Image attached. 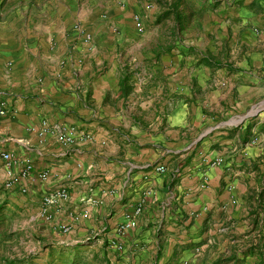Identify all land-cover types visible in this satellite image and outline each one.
Wrapping results in <instances>:
<instances>
[{
    "label": "crops",
    "instance_id": "1",
    "mask_svg": "<svg viewBox=\"0 0 264 264\" xmlns=\"http://www.w3.org/2000/svg\"><path fill=\"white\" fill-rule=\"evenodd\" d=\"M188 15L200 19L193 61L151 42L164 20L173 34ZM0 101L14 110L0 117V147L14 171L31 163L26 194L2 188L7 206L64 186L66 200L47 210L69 223L68 241L113 249L133 216L117 237L120 264H256L264 0H0ZM42 122L92 139L60 144Z\"/></svg>",
    "mask_w": 264,
    "mask_h": 264
},
{
    "label": "rangeland",
    "instance_id": "2",
    "mask_svg": "<svg viewBox=\"0 0 264 264\" xmlns=\"http://www.w3.org/2000/svg\"><path fill=\"white\" fill-rule=\"evenodd\" d=\"M199 20L191 18L190 15L182 18L178 21V25H174L177 29L173 34H168L166 31L174 23L171 19L164 20L157 31L151 35V42L163 48L167 47L166 50L171 47L173 51L174 49L182 50L186 52L185 58L193 61L197 57L194 49L196 50L195 46L199 38L196 25ZM190 47L194 49H188ZM178 54L180 53L173 52L171 55ZM261 104L263 105L264 101ZM223 120L222 117L217 116L213 122L218 123ZM2 188L0 184L1 199L4 196ZM1 199L0 264H6L9 261H13L14 264H120L121 260L117 257V251L108 246V249L101 252L95 243V236L90 239L79 236L73 238L75 242L62 237L67 233L59 234L58 224L52 221L51 212L40 214L41 200L39 204L31 205L27 204L26 200L21 203L17 201L15 204L17 208L12 209L7 206V201L3 199L1 201ZM92 235L88 232L87 236Z\"/></svg>",
    "mask_w": 264,
    "mask_h": 264
},
{
    "label": "built area",
    "instance_id": "3",
    "mask_svg": "<svg viewBox=\"0 0 264 264\" xmlns=\"http://www.w3.org/2000/svg\"><path fill=\"white\" fill-rule=\"evenodd\" d=\"M133 20L135 21V25L137 26V29L140 30L141 26L138 22V17L134 16ZM91 36L87 33L83 34V42L84 44H87L90 41ZM7 113H14L13 109H9L5 106L4 102L0 101V117L4 116ZM41 130L40 133H49L52 135L55 140L63 145H69L73 144L75 141H82V140H90L92 139L91 134L86 133L82 131L81 129H78L74 125H68V124H58L55 128L50 129L46 127L45 122L41 123ZM219 160L215 159L214 164H218ZM0 163L2 164L4 171H5V179L3 181V188L5 190H16L20 194H26L29 191V187L27 185V180L30 179V168L31 163L29 160H26V163L18 170L14 171V161L11 158V155L8 151L2 149L0 147ZM164 168L162 166H156L155 171L156 172H162ZM46 173L41 172L37 174L38 179H45ZM29 178V179H28ZM68 196L67 190L64 186L58 187L55 191L45 194L41 198L42 207L40 208V214L44 215L49 213L47 208L51 206H56L58 202H63L66 200ZM140 207L135 208V212H138ZM84 216L86 213H83ZM49 217V215H48ZM57 229L59 234L64 235L66 234L69 229L70 225L68 222H61L56 223ZM134 224L133 216H126L124 220L118 224L115 228V234L114 238L110 239V245L117 251L122 250V243L117 239L118 236L123 234L128 228L132 227Z\"/></svg>",
    "mask_w": 264,
    "mask_h": 264
},
{
    "label": "trees",
    "instance_id": "4",
    "mask_svg": "<svg viewBox=\"0 0 264 264\" xmlns=\"http://www.w3.org/2000/svg\"><path fill=\"white\" fill-rule=\"evenodd\" d=\"M163 15H164V13H163ZM262 196H263V194H261V197ZM246 253H254V252L252 250H250L249 252L246 251L245 254ZM255 253H256V257H257L256 264H264V249H260V250L257 249V251ZM229 261H231V258L230 257H225V258H222V259H217V260L213 261L211 264H223V263H225V262L227 263ZM6 264H14V262L13 261H11V262L9 261Z\"/></svg>",
    "mask_w": 264,
    "mask_h": 264
}]
</instances>
